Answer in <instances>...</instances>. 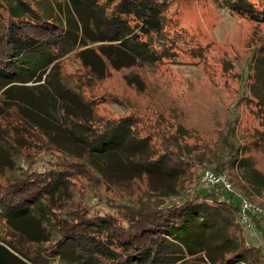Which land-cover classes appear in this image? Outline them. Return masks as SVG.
Instances as JSON below:
<instances>
[{"label": "trees", "instance_id": "16d2710c", "mask_svg": "<svg viewBox=\"0 0 264 264\" xmlns=\"http://www.w3.org/2000/svg\"><path fill=\"white\" fill-rule=\"evenodd\" d=\"M231 8L241 17L264 24V10H256L248 0H233ZM165 10L163 0H65L64 9L47 1L32 6L27 0H0V116L14 108L21 123L37 130L57 153L81 160L107 184L145 177L149 189L145 201L119 203L120 223L112 215L95 216L84 208L70 209L66 218H60L54 212L58 209L55 204L69 192L68 176L60 169L26 174L0 197V218L9 231L7 238H0V264H43L29 246L41 248L50 260L66 259L71 264H181L197 255L204 256L207 264H264L261 250L250 248L238 235L237 228H244L237 221L240 202L236 205L231 193L219 186L211 190L196 186L176 200L188 165L185 156L190 157L184 145L176 143V150L153 157L148 138H139L128 118L93 129L92 107L59 76V59L90 44L101 43L97 50L85 48L78 55L91 72L97 68L103 72L106 62L119 70L135 64L152 65L168 57L167 50L162 52L154 46L167 41ZM109 49L123 52L131 60L121 65L120 58ZM252 60L248 90L264 112V55ZM30 82L38 84L27 86ZM60 88L80 100L88 109L87 117L75 118L55 97ZM34 89L41 91L39 96ZM45 105L57 111L56 123L39 120L35 110ZM60 129L81 143L80 151L66 153L55 143ZM117 130L125 132L134 145L125 159L135 173L124 177L106 173L95 164L98 154L111 149ZM229 132L230 128L222 140L225 156L200 151L191 161L205 163L217 174H227L225 170L236 165ZM2 133L0 146L6 139ZM257 139L256 145L261 143L259 147L264 150V133ZM9 147L0 148V171L13 165ZM237 166L235 182L230 181L242 196L258 204L250 197L261 195L264 177L247 161ZM152 172L172 179L166 197L162 189L152 185ZM252 219L260 229L258 221L264 216ZM44 244L48 247H42Z\"/></svg>", "mask_w": 264, "mask_h": 264}, {"label": "rangeland", "instance_id": "374dc122", "mask_svg": "<svg viewBox=\"0 0 264 264\" xmlns=\"http://www.w3.org/2000/svg\"><path fill=\"white\" fill-rule=\"evenodd\" d=\"M27 1L32 6H36L37 1H47L55 6L59 4L63 9L65 7V0ZM163 1L167 41L162 46L157 43L154 46L157 45L155 48L162 52L167 50L168 57L152 65L135 64L119 70L106 62L103 72L99 68L91 72L78 55L85 48L97 50L101 43L90 44L78 47L59 59L61 80L92 107L93 129H103L105 123L128 118L134 133L139 138H148L153 157L168 154L176 143L186 146L182 148L189 152L190 157L182 154L188 165L185 177L179 181L176 200L184 197L203 168H211L205 163L191 161L194 155L200 151L208 156L212 151H217L220 157L226 155L222 140L227 137L228 128V138L234 145L233 155L236 156V165L225 170L231 181L235 182L237 165L246 161L264 177V150L259 147L261 143L256 145L258 136L264 133V112L257 108L248 90L252 81V57L264 55V24L235 13L231 8L233 0ZM248 1L256 10H264V0ZM109 51L120 58L121 65L131 60L123 52ZM85 56L94 60L90 53ZM36 84L30 82L27 86ZM63 90L60 88L58 93H54L55 97L75 118L87 117L88 109L80 104L78 98ZM40 92L34 89L35 95L39 96ZM35 112L41 117L39 120L43 118L55 123L58 120L57 111L51 106L39 107ZM0 129L6 137L0 148L5 149L10 144L9 152L13 157V165L0 171V197L26 174H42L53 169H60L68 176L69 192L55 204L58 209L54 212L60 218H66L70 209L78 211L84 208L95 216L112 215L120 223L119 203L134 205L149 196L145 177L107 184L81 160L66 159L37 130L21 123L14 108L0 116ZM125 134L115 131L111 149L96 157L98 169L106 173L115 172L119 177L135 173L125 159L134 146ZM54 139L66 153L81 150V143L62 129ZM151 183L163 190L164 197L170 193L169 187L173 184L172 179L162 172H152ZM232 195L234 203L239 205L238 197ZM250 198L264 208V189L260 196ZM258 222L260 229L253 224L252 228L238 227L237 231L247 246L260 249L264 255V220ZM6 234L9 231L0 218V238H7ZM42 247L47 248L48 245ZM28 249L38 253L43 264H71V260L66 259L50 260L52 258L41 248L29 246ZM203 257L187 258L181 264H207Z\"/></svg>", "mask_w": 264, "mask_h": 264}, {"label": "built area", "instance_id": "2783aa9c", "mask_svg": "<svg viewBox=\"0 0 264 264\" xmlns=\"http://www.w3.org/2000/svg\"><path fill=\"white\" fill-rule=\"evenodd\" d=\"M196 186L203 188L219 186L223 191L235 194L240 202V211L238 213L237 221L244 228L253 227V217L264 216V208L242 196L230 181L227 174H217L210 168H203L197 181L188 188V191H192Z\"/></svg>", "mask_w": 264, "mask_h": 264}]
</instances>
